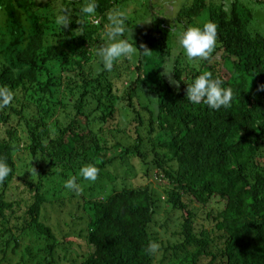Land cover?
Instances as JSON below:
<instances>
[{
    "label": "trees",
    "instance_id": "16d2710c",
    "mask_svg": "<svg viewBox=\"0 0 264 264\" xmlns=\"http://www.w3.org/2000/svg\"><path fill=\"white\" fill-rule=\"evenodd\" d=\"M118 1L97 0L95 20L80 11L87 0H0L7 15L0 25V86L15 94L0 109V160L12 168L0 183L1 259L10 247L18 252L25 235L36 232L44 246L37 240L26 246L24 264L58 263L59 239L42 214L55 198L45 188L54 185L61 193L68 190L65 182L76 177L85 197L83 220L77 224H86L88 249L80 261L67 264H155L157 253L148 252L151 242L165 250L164 263L264 264V30L255 26L251 5L264 0H232L230 6L194 0L172 25L159 17L152 34L159 48L155 54H144L140 38L129 40L137 45L135 62L126 58V67L117 63L109 72L96 47L107 13ZM60 9L72 16L64 29L56 23ZM205 9L207 22L218 25L217 47L199 66H178L177 87L163 74L172 31L203 27L206 22L195 19ZM205 72L232 89L231 107L214 110L187 100L188 83ZM127 74L120 92L114 80ZM142 91L150 97L147 102ZM121 101L131 113L126 129L113 125ZM122 133L133 142L123 143ZM20 151L28 154L29 163ZM135 156L145 166L139 181L114 177L110 168ZM88 164L100 170L95 182L79 175ZM24 167L29 169L21 176ZM153 176L165 180L167 204L182 212V241L173 246H163L154 231L161 200ZM16 179L30 193L23 214H18L23 202L9 195ZM215 201L222 207L208 217L223 233L224 247L218 251L210 231H197L194 207Z\"/></svg>",
    "mask_w": 264,
    "mask_h": 264
},
{
    "label": "rangeland",
    "instance_id": "374dc122",
    "mask_svg": "<svg viewBox=\"0 0 264 264\" xmlns=\"http://www.w3.org/2000/svg\"><path fill=\"white\" fill-rule=\"evenodd\" d=\"M45 1V0H44ZM194 0H119L115 5L116 8L123 9L127 12L128 20H127V28L126 39L133 41H137L139 38L141 39L142 46L146 45L147 48L151 50V54H155L159 48L155 43V40L152 37V34L155 32L157 28V24L159 21V17H163L167 20V22L172 25L174 23V18L177 13L185 6L192 3ZM232 0H208L211 4L217 3H225L227 6H230ZM152 5V8H150ZM251 5L255 9L256 19L255 26L259 29L264 30V3H256L251 2ZM60 6V5H59ZM58 6V7H59ZM61 7V6H60ZM115 8V9H116ZM6 14L3 9L0 10V25L4 24L6 20ZM90 19H95L96 17H90ZM209 20V11L205 9L200 16H198L195 21L196 23H204ZM108 23L106 20L104 22V30L101 39V44L96 47V50L102 46L107 44V37L104 35L106 29L105 25ZM149 35L147 36V33ZM183 32V29L180 26H175L172 31V49L171 52L165 57V63L171 61L172 68L174 72L171 74L172 78L176 80L175 70L179 66L181 68H185V66H199L204 61L202 59H194L189 60L183 49L179 45V35ZM138 53V51H137ZM136 59L135 54L130 59L131 63H134ZM214 59L217 60L215 56ZM120 69L126 67L128 65V61L126 58H121L119 61ZM164 70V68H163ZM165 76L169 79V76L165 74ZM129 79L128 74L124 75L121 78H115V86L121 92L126 85V80ZM141 98L144 102H147L150 99L148 93L146 91H142ZM138 102L137 99L135 101ZM118 106L120 107V112L117 115V118L114 120V126H120L123 129H126V126L130 119V114L128 109L126 108L125 102H119ZM121 121V122H120ZM4 129V127H1ZM5 131V130H2ZM128 133H123L119 136L122 139V142L125 144H131L133 142V138H130ZM21 158H23L24 162L27 164L30 161L28 158V154H22L19 152ZM121 161V160H120ZM117 161L114 167L110 168V172L113 173L114 177L116 175L118 177H131L132 180L139 181V177L144 175V161L141 160L140 157H129V159L125 161ZM126 165L130 166L131 171H126ZM29 168L24 167V171L21 176H24V172ZM121 180V179H119ZM150 181L153 183L155 190L160 195V203L158 213L156 214L157 223L154 225V231L158 232V236L161 241L164 243L163 246H168L170 243L171 246L180 243L182 238L178 235V232L181 231V222L183 221L182 212H177L170 207L167 202V194L164 192L166 189V182L164 179H160L156 176L150 178ZM113 182V181H111ZM119 181H116L118 183ZM121 186V185H120ZM28 189L27 185L21 179H16L15 183L9 190V195L12 199H16L18 201L23 202L21 206H19L18 214H23L25 210V202L26 196L30 193H26L24 190ZM110 186L108 187V190ZM108 190H103L102 193H106ZM45 191H48L49 195H53L55 200L49 202L45 208L42 210V214L45 220L54 228V232L56 237L59 239L56 257L58 258V263L56 264H67L73 259H82V256H86L87 253V241H86V232L83 231V228L86 227V224L82 226L77 223L81 222L80 215L83 214L84 210V195L82 193H75L72 190H64L60 193V190L56 188L54 185H46ZM90 196V193H88ZM98 195V194H97ZM194 207L198 212V218L196 219V228L197 231L201 229H205L210 231L211 237L213 238V246L214 250H217L224 247V237L223 233L220 230L215 229L214 222L208 217V212L213 211L216 213L221 207L222 203L213 202L208 206H204L198 203H194ZM77 215H75V213ZM76 217V218H75ZM85 222V220H84ZM30 233V232H29ZM67 236V237H66ZM39 238V239H38ZM41 242L40 245L43 244V238L38 237L36 232H32L28 236L22 240V247L16 253H12V247L9 248V253L6 255L5 260L1 259L3 256L0 253V264H24L23 260H28L27 253L25 252V248L28 245L35 244V242ZM71 241V242H70ZM165 250L159 249L157 252V261L155 264H174L176 259L170 261L171 263L165 262L164 257ZM171 255V251L168 253ZM185 254V253H184ZM183 254V255H184ZM67 255V258L64 256ZM24 257V258H23ZM163 260V263H162ZM202 264H206V260H203Z\"/></svg>",
    "mask_w": 264,
    "mask_h": 264
},
{
    "label": "clouds",
    "instance_id": "9594fccd",
    "mask_svg": "<svg viewBox=\"0 0 264 264\" xmlns=\"http://www.w3.org/2000/svg\"><path fill=\"white\" fill-rule=\"evenodd\" d=\"M97 0H87L80 9L81 13L94 17L97 11ZM225 11H229L226 6ZM56 23L63 29L67 27L72 19L67 9H60L55 12ZM128 15L123 9H112L107 13L108 23L105 25L104 35L107 37V44L102 46L98 51L103 67L111 72L114 65L119 63L121 58L131 59L137 52V45L129 42L128 39L122 38L128 31ZM79 22V21H78ZM218 42V25L212 21L206 22L203 27L190 26L179 35V45L183 49L189 60L202 59L210 60L217 47ZM141 49V48H139ZM145 55H150L151 50L146 45L141 49ZM164 73L169 76L170 82L179 86V81L172 78L174 72L171 61L165 63ZM264 89V85H261ZM187 100L193 104L207 105L209 109L220 110L222 107L229 108L234 99V93L230 87H225L223 81L219 78H213L211 72H205L188 83L186 90ZM15 98L13 90L7 86H0V109L9 106ZM99 168L95 165L88 164L80 169L79 175L85 181L95 182L99 176ZM12 168L3 160H0V183H4ZM65 187L75 193L83 191L81 185L77 182L76 177H71L65 182ZM159 250L157 242H151L148 246L150 254H156Z\"/></svg>",
    "mask_w": 264,
    "mask_h": 264
}]
</instances>
